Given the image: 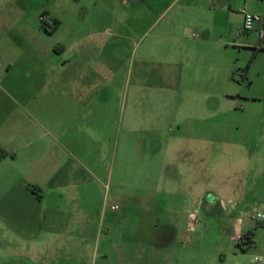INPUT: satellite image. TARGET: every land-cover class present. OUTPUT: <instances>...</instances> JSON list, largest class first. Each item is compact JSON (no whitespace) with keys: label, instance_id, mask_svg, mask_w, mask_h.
I'll return each instance as SVG.
<instances>
[{"label":"rangeland","instance_id":"374dc122","mask_svg":"<svg viewBox=\"0 0 264 264\" xmlns=\"http://www.w3.org/2000/svg\"><path fill=\"white\" fill-rule=\"evenodd\" d=\"M240 1L0 0V150H17L19 132L35 131L33 118L39 117L33 89L38 87L30 85L35 79L44 83L46 69L70 67L74 61L83 65V60L92 61L102 54V65L111 69V73L105 70L104 79L114 82L113 98L122 106L113 123L118 140L131 128L127 117L132 102L138 105L139 126L147 112L153 122L166 123L175 131L178 127L171 123L180 122L176 133L197 131L200 185L191 192L193 198L183 200L189 191L177 184L179 171L173 168L169 173L176 178L166 188L175 209L171 217L160 219L165 234L155 232L149 240L166 241L168 250H132L131 256L125 250H108L102 257L103 244L89 250L77 243L28 256L0 225V264H150L160 258L154 255L163 256L158 259L160 264H255L254 255L264 253V220L241 214L264 215V122L260 125L257 119L246 118L249 83L245 74L248 67L259 73L255 84L264 90V50L239 45L245 35L236 37L242 16ZM255 146L261 149L262 173L251 163V187L244 192L242 168L249 152L253 160ZM118 152L119 147L115 156L108 154L107 178L98 192L108 206L117 189ZM2 173L6 170L0 166V177ZM130 181L128 175L124 184ZM211 189L219 201H230L234 209L219 207L220 214L204 211L201 202ZM3 191L0 183V199ZM195 208L198 223L188 231V214ZM143 210L138 208V214L130 212L121 220V228L131 237L132 232L138 236ZM238 217L243 231H249V246L231 239L230 221Z\"/></svg>","mask_w":264,"mask_h":264},{"label":"crops","instance_id":"0c3cea01","mask_svg":"<svg viewBox=\"0 0 264 264\" xmlns=\"http://www.w3.org/2000/svg\"><path fill=\"white\" fill-rule=\"evenodd\" d=\"M242 1L247 12L264 19V0H241L240 3ZM241 25L242 16L237 31ZM259 28L245 34L239 45L248 50L262 49ZM95 58L98 59L94 61ZM95 58L93 62L83 60L86 63L83 65L74 61L70 67L61 65L46 69L44 83L35 79V83L30 84L38 87L33 89L38 97L34 108L39 117L33 118L35 131L26 128L28 130L19 132L17 150H0V166L6 170L0 177L4 188L0 199V225L12 234L19 242L17 247L28 256H40L47 250H60L63 245L77 243L89 250L103 244L102 257H106L108 250H125L127 256L132 255L129 252L132 250H168L166 241L152 243L149 240L155 232L165 234L164 229H160V219L171 217L175 209L169 204L172 195L166 188L174 185L176 178L169 173L173 168L179 171L177 184L189 191L183 200L193 198L191 192L200 186L196 175L197 131L176 133L180 122L171 123L178 127L175 131L166 123L162 126L153 122L147 112L139 126L138 105L132 102L127 117L131 128L118 140L113 123L114 116L118 112L121 115V102L117 105L113 98L114 82L103 76L105 70L111 73V69L102 65V54ZM245 76L249 83L244 108L246 118L249 121L257 119L261 125L264 122V90L255 84L259 73L248 67ZM118 147L117 189L108 206L98 192L102 189V180L107 178V156L113 152L115 156ZM145 149L148 157L141 160L139 167ZM260 150L255 146L253 160L249 152L243 165L244 192L248 185L251 187V163L258 168L259 174L262 173ZM128 175L131 181L124 184ZM139 175L143 177L140 179ZM28 186L35 187L37 196L27 189ZM127 190L131 191L130 195L125 194ZM209 191L201 208L208 214H220L219 198L212 189ZM138 208H143L145 213L136 230L138 236L132 232L131 237L127 229L121 228V220L130 212L138 214ZM230 222L232 226L233 221ZM242 232L249 235L247 230L242 229ZM81 235L86 237L80 238ZM156 257L163 258L153 256ZM158 259L150 264H160Z\"/></svg>","mask_w":264,"mask_h":264},{"label":"built area","instance_id":"2783aa9c","mask_svg":"<svg viewBox=\"0 0 264 264\" xmlns=\"http://www.w3.org/2000/svg\"><path fill=\"white\" fill-rule=\"evenodd\" d=\"M238 12L242 15V25L240 29L236 32V37H240L243 34H247L253 31L256 27H260L258 31V38L260 41V47L264 48V19L263 17L258 14L247 12L243 6H240L238 8ZM227 206L230 209H234V205L230 201H227V202L219 201V207L223 211H227L228 209ZM230 209L228 213L230 212ZM197 214L198 212L196 208L189 212L188 219H187V230L188 231H192L193 228L198 223ZM241 215L243 217H247L250 220H259V221L264 220V219L259 218L261 215H263L259 212H254L252 214V213H248V211H245ZM241 225H242L241 217L236 218L232 223L231 239H233V241L236 243L241 242V240L243 239V232H242ZM253 261L255 264H264V253L254 255Z\"/></svg>","mask_w":264,"mask_h":264},{"label":"trees","instance_id":"16d2710c","mask_svg":"<svg viewBox=\"0 0 264 264\" xmlns=\"http://www.w3.org/2000/svg\"><path fill=\"white\" fill-rule=\"evenodd\" d=\"M55 25H56V23H55ZM262 50H264V48H262ZM27 189H28L32 194H34V195L37 196V192H36L35 187H33V186H28ZM243 243L246 244V246H249V245L252 244V240H251L250 236H249L247 233L243 234V239H242L241 242H239L238 244H243ZM238 244H237V245H238Z\"/></svg>","mask_w":264,"mask_h":264},{"label":"clouds","instance_id":"9594fccd","mask_svg":"<svg viewBox=\"0 0 264 264\" xmlns=\"http://www.w3.org/2000/svg\"><path fill=\"white\" fill-rule=\"evenodd\" d=\"M259 218H260V219H264V215H261Z\"/></svg>","mask_w":264,"mask_h":264}]
</instances>
